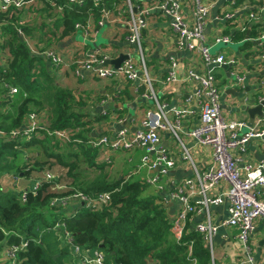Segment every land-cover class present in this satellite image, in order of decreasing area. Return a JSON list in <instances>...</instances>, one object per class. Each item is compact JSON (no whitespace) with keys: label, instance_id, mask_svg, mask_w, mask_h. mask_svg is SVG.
<instances>
[{"label":"trees","instance_id":"1","mask_svg":"<svg viewBox=\"0 0 264 264\" xmlns=\"http://www.w3.org/2000/svg\"><path fill=\"white\" fill-rule=\"evenodd\" d=\"M40 1L47 4L45 10L58 9L51 0ZM55 1L61 8L51 25L61 26V34L68 35L76 31V23L85 25L89 17L98 19L102 9L114 8L117 0L97 3L82 0L81 4ZM25 8L0 12L1 46L8 51V60L0 65V130L6 133L21 127L33 108L43 107L40 88L35 85V68L43 64V58L31 52L29 42L18 32L20 29L26 39L32 34V27L18 19L19 12ZM260 31H264V19L253 25L249 34L257 37ZM246 32L236 30L231 34L232 41L241 42ZM251 45L250 40L242 41L240 49ZM42 49L45 48L38 50ZM261 53H264V44L253 52L254 55ZM5 84L14 86L17 92L10 94ZM142 90L140 87L137 91ZM52 104L50 124L36 129L29 139L0 138V178L6 174L42 177L54 164L66 169L59 177L41 179L35 193L28 191L25 200L18 191L0 184V251L5 244L26 240V248L18 253L20 264H65L69 251L67 244L62 245V237L66 229L75 244L103 252L108 264H190L192 259L195 264L214 263L200 233L188 223L182 237L174 238L167 207L153 195L145 194L144 180L107 178L103 172L107 162L96 161L98 147L92 146L91 138L83 133L94 120L85 119L87 115L77 109L78 102L68 88H57ZM56 130H65L68 138L57 136ZM90 168L96 169L93 177L86 173ZM76 191L89 196L108 193L109 200L95 210L82 206L71 215L63 214L59 206L50 205L53 198ZM191 241L189 254L187 246Z\"/></svg>","mask_w":264,"mask_h":264},{"label":"built area","instance_id":"2","mask_svg":"<svg viewBox=\"0 0 264 264\" xmlns=\"http://www.w3.org/2000/svg\"><path fill=\"white\" fill-rule=\"evenodd\" d=\"M37 1L40 0H0V12H5L12 8H23ZM69 1L71 3H82V0ZM97 1L94 0L95 3ZM125 1L128 12V34L126 39L129 44L135 47L139 55V63H136L128 56L118 68H114L105 63L107 60L105 55H102L98 49H94L84 57H79L74 61L73 72L81 78L87 74H92L98 78L121 75L131 81L136 90L140 87L143 88L139 93L141 97L154 102L155 109L148 110L139 126L133 131H130L127 127L120 126L113 135L100 134L95 138H91L90 143L92 146L105 147L111 151H128L135 148H143L145 154L141 157V165L158 171L156 174L146 178L145 182L163 191L167 188L162 183L161 178L168 170L175 167L176 161L166 148H157V145L160 143V131H168L175 139H179V120L170 121L168 112L174 113L177 118L180 111L174 107L168 108L167 103L157 98L152 80L147 73L142 41L143 30L147 27L145 15L148 14L150 8L145 9L138 4L134 5L130 0ZM250 1L242 6L237 0H229L232 6H239L246 11L239 24L234 21L236 12L239 9L225 12L223 18L238 25V30L244 31L247 28H252L253 25L264 19V0ZM50 2L57 6L58 9L61 8L55 0ZM153 8L159 9L169 18L171 29L177 33V47L198 52L204 64L209 67L205 72L196 71L191 67L187 69L183 79L195 81L198 84L195 91V99L200 109L198 123L188 130L186 134L197 143L210 146L212 148V157L207 167L199 171L194 167L188 149L180 141L183 148L182 157L192 163L194 172L192 177L186 178L179 182L178 185L173 186L167 191L166 196L161 198V204L166 207L170 201L178 203L177 213L171 216L170 230L174 238L179 240L185 231L189 219L204 211L206 212L204 219L192 229L200 233L201 238L210 251L212 250L214 236L219 228L233 227L237 230V240L243 244L247 252L246 261L249 264H255L253 256L250 254L248 239L255 228L256 221H264V160L254 163L245 162L242 165H240V161L246 151V144L250 140L258 139L262 149H264V127L261 126L264 122V110L263 116L258 117L253 124H248V122L243 120L224 119L220 91L213 71L215 66L222 64L234 66L237 60L228 58L223 53L214 54L211 52L209 45L203 44V30L209 17V5L203 0H193L191 19L184 16L178 0H158ZM102 14L106 17L108 11L103 8ZM102 24L103 19H99L97 25L101 26ZM75 27L76 29H82L86 37L89 35L86 24L76 23ZM254 30L259 29L254 27ZM18 32L25 37L20 29H18ZM24 39L27 41L26 38ZM245 40L255 43L254 46L258 50L264 44V31H260L257 37L248 35V38L245 37L242 41ZM231 42V35L227 33H221L214 39L215 44L224 45ZM30 49L33 54L41 56L55 66L63 64L62 56L53 48ZM254 56H257L264 65V53ZM170 65L171 69L165 81L175 82L178 80V75L174 71L176 66L174 58H170ZM232 74L238 81H242L243 76L237 72ZM262 84L264 85V82ZM7 87L10 94L17 92L14 86ZM259 101L264 102V94L260 96ZM103 114H107V112L104 111ZM119 123H122V120H119ZM42 127L39 122L38 112L32 110L24 117L21 127L9 133L0 130V138L27 140L36 129ZM54 133L59 137L68 138L65 130H56ZM54 177L55 175L47 171L42 177H33L31 186L17 187L16 189L20 193L22 200H25L28 191L35 193L41 179ZM19 179V176L12 177L14 184H17ZM221 183L227 184V188L220 194L211 195V190ZM12 189L15 190V188ZM72 198L81 201L86 208L95 210L100 204L108 202L109 194L102 193L97 196H89L76 191L65 197L53 198L50 205L61 207ZM224 202L226 203L227 216L220 222L213 223L209 215L210 205H219ZM0 229L2 230L1 227ZM62 239V245L67 244L72 247L76 264H108L105 262L103 252L99 250L91 251L75 244L68 230H63ZM26 246V240H21L18 244H5L0 251V262L2 264H20L18 253L24 250ZM187 247L190 254L192 241L188 243ZM190 264H195V260L192 259Z\"/></svg>","mask_w":264,"mask_h":264},{"label":"crops","instance_id":"3","mask_svg":"<svg viewBox=\"0 0 264 264\" xmlns=\"http://www.w3.org/2000/svg\"><path fill=\"white\" fill-rule=\"evenodd\" d=\"M136 1L137 3L133 2L134 5L138 4L145 9L150 8L148 14L145 15L147 27L143 30L142 41L148 76L152 80L157 98L167 103L168 108L174 107L180 111L177 118L174 113L168 112L170 121L179 120V139H175L168 131H160V143L157 145V148H166L176 161L175 167L168 170L161 178L167 189L160 191L148 184L145 189V194L153 195L157 201H161V198L166 196L169 189L178 185L182 180L193 176V165L182 157L183 148L180 141L188 149L194 167L199 171L205 169L211 161L212 148L197 143L186 134L188 130L198 123L200 109L195 99V91L198 84L195 81L183 79L187 69L191 67L199 72H205L209 67L204 64L198 52L177 47V33L171 29L169 18L159 9L153 8L158 0ZM203 1L210 7L209 17L203 30V44L209 45L211 52L214 54L223 53L226 57L237 60L234 66L223 67L219 65L215 66L213 71L220 91L223 117L226 120H243L250 124V117L246 108L258 105L260 96L264 94V85L262 84L264 82V65L253 54L254 50H256L255 43L252 42L251 47L244 50L240 49L242 41H232L224 45L214 43L217 35L221 33L231 35L238 30V25H232V22L230 23L223 18V14L232 9H239L234 19L236 24H239L246 11L239 6H232L229 0ZM237 1L242 6L251 2L250 0ZM178 2L181 5L184 16L191 19L193 0H178ZM39 4L47 6L44 1H37L25 7L29 8ZM114 6L112 9H106L108 11L106 17L101 13L98 19L93 17L87 19L86 25L89 32L87 37L82 29H76V31L68 35H62L61 26L54 27L51 25L56 17L47 16L46 23L53 27L52 31L54 32H49L44 42H40L39 35L35 38L31 34L29 39L27 38L30 48H53L62 56L63 64L58 66L43 59L42 66L45 74L39 70L38 73L45 75L46 82L44 83L47 84L41 87L42 89L44 88L45 94L54 93L60 87L68 88L73 93L75 100L78 102V110L87 115L85 117L86 120H94L91 128L83 132L90 138H95L100 134L111 136L120 126L127 127L130 131H133L139 126L147 111L155 109L154 102L141 97L134 84L121 75L98 78L92 74H87L81 78L73 72L74 61L79 57H84L94 49H98L102 55H105L106 64L112 67L114 66L108 63V60L114 59L120 54H126L133 61L139 63V55L135 47L129 44L126 39L128 34L126 1L117 0ZM48 9L53 10L56 15L59 12L56 8ZM99 19H103L101 26L97 25ZM250 30L251 28H247L248 33ZM31 31L33 32V29ZM170 58L176 60L174 71L178 75V80L175 82L165 81L171 69ZM234 72L243 76L242 81L236 79L232 74ZM104 111L108 112L107 116L103 114ZM258 117L256 115L254 121ZM119 120H122V123H119ZM261 126L264 127V122ZM144 154L145 150L143 148H135L128 151H111L100 146L98 147L96 161L98 163H113L112 166L125 171V177L145 181L146 178L156 174L158 171L141 165V157ZM260 160H264V149H262L258 139H252L246 144V151L242 155L240 165L245 162L254 163ZM11 177L13 176L3 175L0 178V184L3 187L5 184H9L10 189L15 188L17 191L16 188L20 187L18 185L20 180L24 178L20 176L17 184H14ZM33 177L27 178L23 187L31 186ZM226 188L227 184L221 183L211 190V195L220 194ZM82 206L84 205L81 201L72 198L60 208L66 212L65 215H71ZM167 211L170 216L176 214L178 203L170 201ZM205 214L206 212L203 211L191 217L188 221L189 227L193 228L198 222L202 221ZM209 215L213 223L220 222L227 216L226 203L210 205ZM213 241L216 244L219 264H249L246 261L247 252L245 249V255L242 258L234 247L235 242L238 241L235 228L220 227ZM248 245L255 264H264V221H256L255 228L249 235ZM69 248V254L64 258L65 264L69 260L68 257H75ZM213 257L212 253V259ZM216 262L215 264H217Z\"/></svg>","mask_w":264,"mask_h":264},{"label":"rangeland","instance_id":"4","mask_svg":"<svg viewBox=\"0 0 264 264\" xmlns=\"http://www.w3.org/2000/svg\"><path fill=\"white\" fill-rule=\"evenodd\" d=\"M18 15H19L18 19L21 20L23 22V24H25L29 27H32V29H33L32 36H35V38H36L39 35L38 38L41 40L40 42H44L45 37L48 36L49 32H51L52 28H53L49 23H46V17L47 16H53V17L57 16L52 10H49V9L45 10V6H41V4L36 5V6H31L29 8H25V9L21 10ZM42 24H44V25H42ZM52 32H54V31H52ZM2 43H3V37L1 36V25H0V64H2V63L4 64L8 60L7 59L8 58V51H7V49H5L1 46ZM47 45H49V44H47ZM43 46H45V45H43ZM35 69H36L35 70V72H36L35 85H37L40 88L39 92H40L41 98L43 97V107L40 109L33 108V110L38 112L40 124L42 126H48L50 124V118H51L52 110H53V104H52L53 98H52V96L55 92L51 93V94H45V92L43 91L44 88L42 89V87H41L43 85L46 86L45 84H47V83H44V82H46L45 75H41L38 73V70H39L41 73L45 74L44 67L42 65H40V66L37 65ZM91 126L92 125L89 126V129L91 128ZM28 155H31V154H28ZM112 165H113V163H109V164L106 163V165L103 168V172L106 174L108 179L114 180L117 178L125 177V171L124 170H121V168H118V167H115ZM48 170L50 171V173L55 175V177H59L60 175L64 174L66 171V169L63 168L62 166H60L59 164H54ZM86 173L90 177H93L97 172H96L95 168H90L87 170ZM35 175H38V174H35ZM126 178H128V177H126ZM11 179H12V177H11ZM63 179H66V178H63ZM63 179H62V181H64ZM26 181H27V178H24V179L20 180V184H18V185L20 187H23V186H25ZM9 186H10L9 184L8 185L5 184L4 187L9 188ZM69 205H70V203H69ZM62 213L65 214L66 212H64L62 210ZM48 220H50V216H48ZM242 245L243 244L240 241H236L234 247L236 250H238L239 255L243 258L245 255V251L243 248L244 246H242ZM68 247H70L69 249H70L71 253H73L72 247L69 245H68ZM212 253L214 256L213 262L217 261L216 263L219 264V257H218V254L216 252V244L214 243V241H213V246H212ZM68 258H69V260L67 261V264H76L74 257H68ZM215 262H214V264H215Z\"/></svg>","mask_w":264,"mask_h":264},{"label":"water","instance_id":"5","mask_svg":"<svg viewBox=\"0 0 264 264\" xmlns=\"http://www.w3.org/2000/svg\"><path fill=\"white\" fill-rule=\"evenodd\" d=\"M248 35L249 33L246 32V38H248ZM127 57L128 56L126 54H120L118 57L108 60V63L112 64L114 68H118L121 65V63L127 59ZM221 66L226 67L229 66V64H222ZM263 105L264 102H260L256 106L246 108V111L248 112L250 117V124L254 123V118L256 115H258L259 117L263 116Z\"/></svg>","mask_w":264,"mask_h":264}]
</instances>
